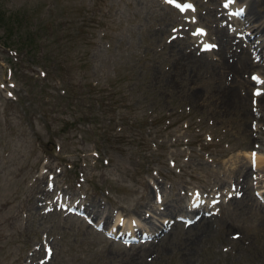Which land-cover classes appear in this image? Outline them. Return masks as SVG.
Masks as SVG:
<instances>
[{
	"label": "rangeland",
	"instance_id": "obj_1",
	"mask_svg": "<svg viewBox=\"0 0 264 264\" xmlns=\"http://www.w3.org/2000/svg\"><path fill=\"white\" fill-rule=\"evenodd\" d=\"M190 1L0 0V264H264V84Z\"/></svg>",
	"mask_w": 264,
	"mask_h": 264
},
{
	"label": "bare ground",
	"instance_id": "obj_2",
	"mask_svg": "<svg viewBox=\"0 0 264 264\" xmlns=\"http://www.w3.org/2000/svg\"><path fill=\"white\" fill-rule=\"evenodd\" d=\"M248 5H249L248 0H232V6L225 8V10L226 9L229 10V13L225 14L223 17L227 18V20L233 21V24L235 25V27L233 28V30H229L225 26L224 27H217V30L214 34L216 35V40H217V38H220V42H219L220 47H218V51H219V53H223L220 55V58L223 57V55L225 54V52L228 48L232 47V45H234L236 43L235 49L237 50V58L234 60H230V59L227 60L225 57L222 58L225 69L228 70L229 72L233 73V75H234L233 79L237 80V82L242 86L248 87L250 83L251 84L255 83L256 86L259 87V86L264 84V37H262V36H264V20H263L264 16L257 14V13L249 12V7L247 9ZM262 10L264 11V6H263ZM237 12H240V14H241L240 17H236ZM191 17H193V16H191ZM185 21H187V23L190 24V23H192L193 20L191 18L190 20L185 19ZM195 22H197V20ZM198 32H200V34H198L197 36L194 34H191V37L194 39H197L198 41L199 40L203 41L202 42L203 46H205V47H206V45L209 46L207 41L203 39V38H205V35L202 37L204 32L202 30H200ZM210 33H212V30L209 27H207V34L209 35ZM253 35L255 38L254 46L252 49H250L251 43H249L248 40H249V37H251ZM260 35H261V37L256 39ZM234 39L236 40V42H234ZM215 48H217V45H215L212 48V50H214ZM231 54H232V50L230 51V54L228 56H231ZM228 61L232 62V63H229ZM258 67H260L261 69H259ZM246 69H252V71L249 73V79H244V77H242V71L246 70ZM254 73L256 74V77H255L256 79H254L252 76V74H254ZM250 79L253 82H251ZM222 91H224V90H222ZM224 94H225V92H224ZM232 96L235 97L234 100H236V101L239 100L238 94L236 96L235 95H232ZM251 97H253V95H251ZM227 102H228V100H227ZM237 104H239V103H237ZM245 105H247V104H245ZM256 157H257L258 162H259V160H264V157L259 156V154L256 155V152H255L254 159ZM65 206L68 207V206H70V204L66 203ZM80 211L86 215H90L91 212L93 213L92 208H91V212H90L86 205ZM158 212L162 213V210H160ZM169 212H171V210ZM137 213L139 215L140 221H142V220L151 221V218L154 217L153 214H150V213L149 214H142V215L139 214V211ZM170 223L171 222H169L168 224H170ZM163 229H165V228H163ZM148 244H150V243H148ZM152 244H154V243H152Z\"/></svg>",
	"mask_w": 264,
	"mask_h": 264
},
{
	"label": "trees",
	"instance_id": "obj_3",
	"mask_svg": "<svg viewBox=\"0 0 264 264\" xmlns=\"http://www.w3.org/2000/svg\"><path fill=\"white\" fill-rule=\"evenodd\" d=\"M1 44H2V46L4 45L3 47H5V46L9 47V43H7V42L1 41ZM103 131H105V130H102V134H103ZM109 133H110V131H108L106 134H103V135H108L109 136Z\"/></svg>",
	"mask_w": 264,
	"mask_h": 264
},
{
	"label": "snow or ice",
	"instance_id": "obj_4",
	"mask_svg": "<svg viewBox=\"0 0 264 264\" xmlns=\"http://www.w3.org/2000/svg\"><path fill=\"white\" fill-rule=\"evenodd\" d=\"M168 2L169 3H173L174 2V0H168ZM186 7H191V5L189 4V5H186ZM206 47H211V46H208V45H206ZM254 79H256L255 77H254ZM236 238H238V237H236Z\"/></svg>",
	"mask_w": 264,
	"mask_h": 264
}]
</instances>
